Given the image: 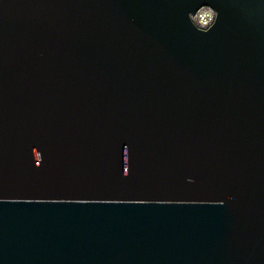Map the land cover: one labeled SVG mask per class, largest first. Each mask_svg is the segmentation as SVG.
<instances>
[{
	"label": "water",
	"instance_id": "95a60500",
	"mask_svg": "<svg viewBox=\"0 0 264 264\" xmlns=\"http://www.w3.org/2000/svg\"><path fill=\"white\" fill-rule=\"evenodd\" d=\"M0 264H264V0H0Z\"/></svg>",
	"mask_w": 264,
	"mask_h": 264
},
{
	"label": "built area",
	"instance_id": "2783aa9c",
	"mask_svg": "<svg viewBox=\"0 0 264 264\" xmlns=\"http://www.w3.org/2000/svg\"><path fill=\"white\" fill-rule=\"evenodd\" d=\"M216 17L217 11L211 5H203L195 14L191 15L193 23L203 30L212 27L216 21Z\"/></svg>",
	"mask_w": 264,
	"mask_h": 264
}]
</instances>
